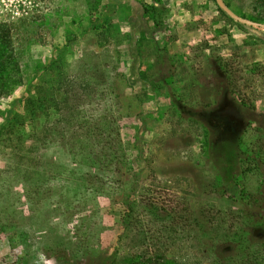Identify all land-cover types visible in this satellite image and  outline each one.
Masks as SVG:
<instances>
[{
	"label": "rangeland",
	"instance_id": "obj_1",
	"mask_svg": "<svg viewBox=\"0 0 264 264\" xmlns=\"http://www.w3.org/2000/svg\"><path fill=\"white\" fill-rule=\"evenodd\" d=\"M101 1L107 10L115 4L107 23L117 31L113 33L116 47H109L108 53L120 103L117 124L126 152L123 163L112 169L117 172L119 194L86 206L95 216L90 225L93 230L84 231L104 254L118 247L121 255L130 253L135 244L130 234L121 240L122 208L117 202L135 178L133 195L139 205L156 203L179 212L187 210L203 224H222L217 231L207 227L209 236L225 232L226 227L236 228L244 221L242 213L251 211L256 225L248 230L249 235L263 240L264 211H258L262 215L258 218L252 205L246 207L237 196L228 199L222 189L225 184L218 187V180L224 173L227 143L239 139L242 148H251L260 139L256 140L259 135H254V130H264V74L260 71L264 67V30L227 20L216 10V0H147L159 10L158 24L142 17L137 3L142 0ZM224 2L239 17L264 12L263 7H255L254 0ZM102 12L99 9L92 14L100 16ZM88 19L85 0H0V22L9 25L13 33L24 85L33 78L35 83L41 82L57 49L71 66L87 53L103 50V41L87 29ZM220 64H226L234 74L233 86ZM256 65L259 71L254 72ZM24 85L0 100V125L15 114L24 115L22 100L26 94H34ZM53 150L49 152L54 157L68 161ZM7 158L0 148V182L17 170V157L13 161ZM259 184L257 171L241 179L250 196L261 192L260 207H264V189H259ZM16 199L17 195L2 197L0 191V212L18 208L20 201ZM15 212L13 219L19 226L30 222L26 211ZM138 214L144 224H150L152 218L144 210ZM40 215L44 216L40 229L45 240L51 238V233L45 237L46 226L50 230L73 226L71 217L49 216L44 211ZM73 235V231L68 233V238ZM180 239L171 244L166 257L197 264L198 247ZM220 251L230 253L231 249L222 245ZM23 256L22 249L10 254L6 237L0 235V262L17 264L16 258ZM30 264L60 263L53 254L36 252ZM200 264L208 263L201 259Z\"/></svg>",
	"mask_w": 264,
	"mask_h": 264
},
{
	"label": "trees",
	"instance_id": "obj_2",
	"mask_svg": "<svg viewBox=\"0 0 264 264\" xmlns=\"http://www.w3.org/2000/svg\"><path fill=\"white\" fill-rule=\"evenodd\" d=\"M137 3L142 17L153 24L159 23V10L154 4L148 5L147 0ZM224 4L230 9L227 3ZM85 5L89 16L87 29L103 41V50L97 54L87 53L79 61L82 64L77 62L71 66L57 49L38 84L34 82L35 78L23 84L13 33L9 25L0 22V100L8 98L15 88L23 85L28 91L33 89L34 93L33 96L26 94L22 100L23 116L15 114L0 125V148L5 155L7 153L8 160L17 157V170L14 174H6L0 182L2 197L17 195L16 200L20 201L18 208L6 207L4 213L0 212L3 216L0 235L6 237L9 253L23 250L24 256L16 258L17 264H30V258L36 252L53 254L60 264H190L185 259L178 261L166 257L171 244L182 238L198 247L197 264L201 259L208 264H264V239H252L248 231L256 225L251 211L242 213L240 219L244 221H239L236 228L226 227L225 232L209 236L207 227L211 229L213 223L203 224L187 210L179 212L156 203L139 205L133 195L137 189L135 178L117 202L122 208L121 240H127L130 234L135 244L130 253L121 255L118 247L110 254H104L99 244L95 246L91 240V234L84 231L93 230L90 225L95 216L86 210V206H95L100 199H114L119 194L117 172L112 169L123 163L126 152L117 124L120 103L108 53L109 47H116L113 33L117 34V31L107 23V18L114 15L115 4L110 6L111 10L102 8L101 0H85ZM254 5L264 8V0H254ZM99 9L103 11L100 16L92 14ZM216 10L227 20L237 23L218 5ZM241 18L264 24V12ZM219 67L233 86L235 77L229 67L226 64ZM252 71H259L257 65ZM260 71L264 74V67ZM254 131V135H259L256 140L260 139L251 148H242L239 139L227 143L223 151L224 173L219 176L218 187L224 183L222 189L228 199L237 196L246 207L252 205L257 217L262 218L259 213L264 211V207H260L261 192L250 196L241 185V179L248 172L257 171L259 189H264V130L257 128ZM52 149L58 150L68 161L54 157L53 152H49ZM16 172L21 175L18 177ZM17 209L30 214L29 223L22 226L16 223L13 214ZM139 210L152 218L150 224L143 223ZM42 211L49 216L57 213L63 219L71 217L72 228L60 225L50 230L46 226L45 237L51 233V238L45 240L44 231L40 229L44 222V216L40 215ZM236 215L240 217V214ZM221 226L217 223L213 227L217 231ZM71 230L75 243L72 237L68 238ZM222 245L228 246L231 252H221Z\"/></svg>",
	"mask_w": 264,
	"mask_h": 264
},
{
	"label": "water",
	"instance_id": "obj_3",
	"mask_svg": "<svg viewBox=\"0 0 264 264\" xmlns=\"http://www.w3.org/2000/svg\"><path fill=\"white\" fill-rule=\"evenodd\" d=\"M216 4L225 14H227V16H229L234 21L240 24H243V25L253 27L255 29L264 30V24L256 23V22H253V21H250V20H247V19H244V18H241L235 15L228 7H226L223 0H216Z\"/></svg>",
	"mask_w": 264,
	"mask_h": 264
}]
</instances>
